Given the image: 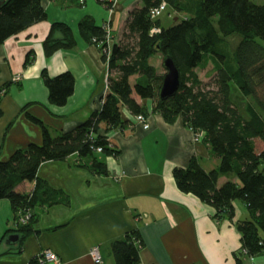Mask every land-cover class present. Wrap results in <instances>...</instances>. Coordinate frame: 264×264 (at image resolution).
Segmentation results:
<instances>
[{
  "label": "trees",
  "instance_id": "16d2710c",
  "mask_svg": "<svg viewBox=\"0 0 264 264\" xmlns=\"http://www.w3.org/2000/svg\"><path fill=\"white\" fill-rule=\"evenodd\" d=\"M54 1V0H50ZM110 9L113 3L94 0ZM0 47L10 38L47 20L42 0H0ZM166 3L177 14L184 15L171 27L164 28L159 19L150 16L152 9ZM159 34H152L153 29ZM80 37L92 44H103L102 60L108 63L109 78L102 98L100 112L74 131L53 137L36 118L29 119L42 131V144H30L18 150L7 160L0 159V202L8 201L13 212L12 227L1 241L18 235L20 240L15 255L21 254L23 243L35 233L38 222L34 209L65 203L64 193L54 190L38 178L39 168L48 162L65 161L77 155L79 159L92 160V170L107 175L102 158L121 155L116 142L102 133L119 131L125 137L134 129L122 120V110L134 117L149 114L139 100L153 102V114L172 125L179 119L194 135H203V143L219 166L206 172L197 158L191 159L186 169L173 171L178 190L196 197L201 203L216 211L214 220L233 222L236 217L235 202H242L249 218L239 220L235 226L241 236L242 252L248 257L264 253V4L249 0H143V7L134 9L126 23L120 42H115L108 57L103 27H98L91 17H85L78 26ZM60 33L62 39H56ZM239 37L240 41L228 62L224 48L227 40ZM76 40L72 29L65 24H54L44 42L47 58L62 49H73ZM229 55V56H231ZM171 58L180 73L177 94L166 101L160 99L165 74L150 64L154 57ZM35 55L29 53L24 68L31 66ZM234 61V65H233ZM210 65L214 75L205 84L199 80L197 70ZM166 72V70H165ZM137 77L131 84V78ZM44 85L49 92V102L64 107L73 95L75 78L70 73L51 78L42 72ZM234 92L251 99L243 106L236 103ZM9 86L5 87V90ZM0 93V119L1 110ZM257 143L262 145V149ZM102 149V154L92 149ZM221 179L227 181L219 186ZM25 184H35L32 192H22ZM30 212L27 225L18 224ZM144 243L139 230L125 234L110 244L114 264H140ZM7 254H12L9 251ZM7 254H1L0 258ZM240 264V260L237 261ZM29 264H40L38 258Z\"/></svg>",
  "mask_w": 264,
  "mask_h": 264
},
{
  "label": "crops",
  "instance_id": "0c3cea01",
  "mask_svg": "<svg viewBox=\"0 0 264 264\" xmlns=\"http://www.w3.org/2000/svg\"><path fill=\"white\" fill-rule=\"evenodd\" d=\"M107 1L115 5L113 14L94 0H84V4L81 0H42L47 20L0 47V93L5 91L1 96V160L30 144H42L41 127L29 117L41 121L57 137L74 131L100 112L109 72L100 48L80 37L79 23L85 17H91L98 27L111 22L117 43L131 12L143 7V0ZM57 23L72 29L76 46L47 58L43 45ZM55 38L62 39V35L57 33ZM29 53L35 55V61L24 68ZM155 59L150 60L151 65ZM44 70L51 78L65 73L75 78L73 95L64 107L49 102L42 79ZM16 77H21V82L14 83ZM136 80L131 78V84ZM6 86L9 88L5 90ZM136 99L149 114L150 130L145 131L127 109L122 110V120L134 132L128 137L119 131L102 133L121 151L118 158L97 156L105 163L107 175L95 173L92 160L77 155L39 168L38 178L64 193L65 203L36 207L35 233L23 243L21 254H13L18 247L4 245L1 254H12L1 257L0 264H29L45 251L53 252L59 264H95L91 257L94 248L99 250L103 264H114L110 244L137 229L144 243L140 264H238V260L240 264H264V253L248 257L242 252L235 226L249 218L242 202L234 203L233 222L219 223L214 220L213 208L181 193L176 186L174 169H186L191 159L197 158L206 172L215 170L219 161L211 157L203 141L195 142L194 133L182 119L169 125L153 114L152 101ZM226 181L221 179L219 186ZM34 187L25 184L20 190L29 193ZM9 209L13 217L10 203Z\"/></svg>",
  "mask_w": 264,
  "mask_h": 264
},
{
  "label": "rangeland",
  "instance_id": "374dc122",
  "mask_svg": "<svg viewBox=\"0 0 264 264\" xmlns=\"http://www.w3.org/2000/svg\"><path fill=\"white\" fill-rule=\"evenodd\" d=\"M252 3L256 4V5H263L264 4V0H249ZM184 18V15L182 14H177L171 7H169L166 12H164L162 14V16L160 17V21L161 24L164 28H169L171 27L175 22H178V19ZM240 38L239 37H233L227 40V45L225 46L224 50L225 52L228 53V55H226V58L230 64V62L233 60L231 53L234 51L236 45L239 43ZM231 55V56H229ZM154 61H152V65L157 67L156 69L158 70L159 74H166L165 72V68H163L162 66V58L157 56ZM233 65H234V61H233ZM199 80L205 84H208L211 82V79L214 75V71H213V67L212 65H210L207 69L205 70H197L196 71ZM110 75V72H109ZM233 93L235 94V100L237 104H240L241 106H243L244 104H246L247 102H252L251 99H245L243 98L239 92H234V87H233ZM258 146L260 147V149H262V145H260V143H257ZM12 213H10V209H9V202H6V205L4 203V205H0V254L3 252L4 250V245H6V242L8 240L5 239L4 241H1L2 237L4 236L5 232L10 229V227L12 226ZM8 221H10L9 223V227L7 226Z\"/></svg>",
  "mask_w": 264,
  "mask_h": 264
},
{
  "label": "built area",
  "instance_id": "2783aa9c",
  "mask_svg": "<svg viewBox=\"0 0 264 264\" xmlns=\"http://www.w3.org/2000/svg\"><path fill=\"white\" fill-rule=\"evenodd\" d=\"M102 1H104V0H102ZM81 4H84V0H81ZM114 6L115 5L113 4L112 7L109 9V12L111 14H113V12H114ZM166 10H167V5H166V3H163L159 7L152 9L150 12V16L153 20H157L162 16V14L164 12H166ZM110 23L111 22H108L103 26V30L105 32V44L107 45V50H103V53L106 52L108 57L110 56L112 48L115 44V40L112 36ZM160 32H161L160 29L155 28V29H153L152 34H159ZM92 44L98 46L99 48H101L103 45V44H99L96 40H93ZM105 64H106L107 70L109 72L108 63H105ZM13 82L14 83L21 82V77L14 78ZM1 94L4 95L5 91H1ZM135 120H136V123L141 125L145 131L150 130V123H149L148 118H145L144 116L139 115V116L135 117ZM202 140H203L202 134L195 135V142L196 143H199L200 141L202 142ZM92 150H93V152H95L97 154L103 153L102 149H100V148H97V149L93 148ZM30 219H31V213L28 212L19 218L18 224L27 225L28 222L30 221ZM243 254L247 255L244 251H243ZM91 257H92L95 264H103L100 252L97 248H94L91 251ZM38 261L40 264H59V258L53 252H50V251H45V252L41 253L38 256Z\"/></svg>",
  "mask_w": 264,
  "mask_h": 264
},
{
  "label": "water",
  "instance_id": "95a60500",
  "mask_svg": "<svg viewBox=\"0 0 264 264\" xmlns=\"http://www.w3.org/2000/svg\"><path fill=\"white\" fill-rule=\"evenodd\" d=\"M3 5V2H0V7ZM164 68L166 70V74L163 79L162 87L160 90V99L162 101H166L170 98H173L179 88H180V73L171 58H166L164 60ZM20 238L18 235H12L8 238L6 244L10 247L18 244Z\"/></svg>",
  "mask_w": 264,
  "mask_h": 264
}]
</instances>
